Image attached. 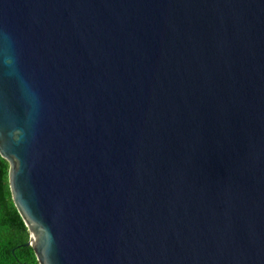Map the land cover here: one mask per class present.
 <instances>
[{
	"label": "water",
	"instance_id": "obj_1",
	"mask_svg": "<svg viewBox=\"0 0 264 264\" xmlns=\"http://www.w3.org/2000/svg\"><path fill=\"white\" fill-rule=\"evenodd\" d=\"M0 157L38 264H264V0H0Z\"/></svg>",
	"mask_w": 264,
	"mask_h": 264
},
{
	"label": "trees",
	"instance_id": "obj_2",
	"mask_svg": "<svg viewBox=\"0 0 264 264\" xmlns=\"http://www.w3.org/2000/svg\"><path fill=\"white\" fill-rule=\"evenodd\" d=\"M8 164L0 157V264H38L30 246L29 232L11 199Z\"/></svg>",
	"mask_w": 264,
	"mask_h": 264
}]
</instances>
